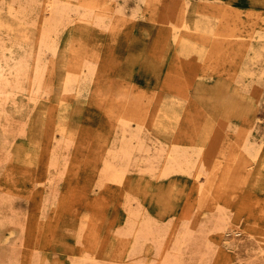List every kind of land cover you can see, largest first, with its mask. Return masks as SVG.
<instances>
[{"label": "rangeland", "instance_id": "1", "mask_svg": "<svg viewBox=\"0 0 264 264\" xmlns=\"http://www.w3.org/2000/svg\"><path fill=\"white\" fill-rule=\"evenodd\" d=\"M55 1L70 14L41 49L48 0H0V264H264V39L220 58L210 45L225 19L264 31V0ZM185 1L192 34L175 40L164 14ZM79 68L90 81L65 87ZM125 88L145 117L130 156L109 114ZM261 140L256 157L242 147ZM172 144L215 159L209 185L198 162L160 175Z\"/></svg>", "mask_w": 264, "mask_h": 264}, {"label": "bare ground", "instance_id": "2", "mask_svg": "<svg viewBox=\"0 0 264 264\" xmlns=\"http://www.w3.org/2000/svg\"><path fill=\"white\" fill-rule=\"evenodd\" d=\"M47 1V0H46ZM58 1V0H57ZM66 2H67V0H65ZM59 2V1H58ZM62 2V1H61ZM63 3H65V2H63ZM69 3H70V0H69ZM188 2L187 1H185L184 2V5H182V7L179 5V4H177L178 5V7L175 9V10H173V13H175L173 16H171L169 13V11H167L164 15V17H165V21L167 22V23H171V26H172V29H173V35H174V38H175V40L176 39H178L179 38V40H181L182 38H184L183 37V35L184 36H186V35H190V34H192V33H190L189 31H188V26L185 24V22L187 21V18H186V16H185V13L184 12H186V4H187ZM7 4V3H6ZM59 4V3H58ZM57 3H56V1L55 0H48V2H47V7H48V10H49V13H50V17L48 18V20H46L45 22L47 23V28H43L44 30H43V34L41 35V38H40V40H39V47L41 48V49H47V48H45L46 47V45L49 43V39H50V34L52 33V32H54L55 31V29H56V23H55V21H60L61 19H66L67 18V16L70 14V11H69V7H71V4L67 7L66 5H58ZM73 4V3H72ZM189 4V3H188ZM73 5H75V4H73ZM80 5L81 6H83V7H85L86 9H88L87 11H89V10H93V8L97 5L95 2H93V1H90V0H88V2L87 1H83V0H81V3H80ZM83 7H81L82 9H83ZM101 7V6H100ZM103 7V6H102ZM75 8H76V6H75ZM79 8V7H78ZM104 8V7H103ZM133 8V7H132ZM226 8V7H225ZM229 8V7H228ZM72 9V8H71ZM70 9V10H71ZM86 9H85V12L87 13V11H86ZM95 9V8H94ZM100 9V8H99ZM230 10H231V8H229ZM47 10V11H48ZM133 10V9H132ZM138 10H139V8H138ZM73 11V10H72ZM71 11V12H72ZM74 11H76V10H74ZM135 11V10H134ZM224 11H227V10H224ZM232 11H233V9H232ZM231 11V12H232ZM240 11V10H239ZM91 12V11H90ZM90 12H88L89 14H90ZM93 12V11H92ZM133 12V11H132ZM47 13V12H46ZM83 13V12H82ZM81 13V14H82ZM223 13V12H222ZM95 14V13H94ZM225 14V16H226V13H224ZM237 14V13H236ZM87 15V14H86ZM93 15V14H92ZM97 15V14H96ZM46 16V15H45ZM88 16V15H87ZM95 16V15H94ZM188 16V15H187ZM218 16V15H217ZM238 15H236V17H237ZM161 17V16H160ZM159 17V18H160ZM163 17V16H162ZM189 17V16H188ZM229 17V16H228ZM225 18H227V17H224V19ZM238 18V17H237ZM47 19V18H46ZM53 19V20H52ZM104 19H106V18H104ZM154 19V18H153ZM217 19V18H216ZM223 19V20H224ZM240 19V18H239ZM102 20V19H101ZM162 20V19H161ZM226 20V22L225 23H222L223 24V29L221 30V28H216L215 29V32H213L211 29V31L213 32V37H211V39H212V43L210 44V45H212V48H211V50H212V54L215 56V58H218L219 57V55L220 54H224L225 52H230V53H234V54H239L240 52H243V51H248L250 48H251V45H252V43H249L248 42V40H246V39H249L250 40V38L251 39H255V38H257V39H260V38H263L264 39V31H262V30H257L255 27H254V25H252V28H251V30H246V33L245 32H242L241 31V29H240V26H239V24H237V23H235V21L232 19V23L233 24H231L229 21H230V19H225ZM1 22H2V20H0ZM100 21V20H99ZM5 22V21H4ZM44 22V23H45ZM237 22H239V20L237 21ZM165 23V22H164ZM15 24V23H14ZM210 24V23H209ZM218 24V23H217ZM4 25V24H3ZM189 25V24H188ZM219 25V24H218ZM218 25H217V27H218ZM221 25V24H220ZM219 25V26H220ZM7 26V25H6ZM8 27V26H7ZM179 27H184L185 29H183V30H185V31H183V32H180L179 30L181 29V28H179ZM198 27V25L197 26H194V29H198L197 28ZM191 28H189V30H190ZM213 29V28H212ZM240 29V30H239ZM115 30V29H114ZM191 31V30H190ZM193 31V30H192ZM203 31H206L205 32V34L207 33V30L206 29H204ZM193 35H195V34H193ZM173 37V36H172ZM204 38L206 39V41H207V35H204ZM235 40H237V41H235ZM262 40V39H261ZM183 41V40H182ZM205 42V41H204ZM252 42V41H251ZM259 45V44H258ZM253 46V45H252ZM257 46V45H256ZM255 47V46H254ZM258 47V46H257ZM257 47H255V50L257 49ZM39 48V49H40ZM208 48H209V46H208ZM8 50V49H7ZM252 50H254V49H252ZM188 51V50H187ZM258 51H260V50H258ZM261 52V51H260ZM207 52L205 51V56H204V58L207 60ZM214 58V59H215ZM220 58V57H219ZM41 59V58H40ZM67 69V68H66ZM72 69V68H71ZM42 70V69H41ZM40 69H39V67L36 69V72H37V74L35 75L36 76V86H37V88H41L42 87V84H44L43 83V81L41 80V78H42V75H41V73H42V71H41ZM75 70H77V69H75ZM91 70H92V68H88L87 69V73H85L84 75H80V76H78L77 77V73H80L81 71L83 72V70L81 69V68H79L75 73L74 72H72V70H71V73L72 74H69V75H67L66 76V78H65V81H64V86L65 87H69V86H72V84L74 83V82H76V81H81V82H78V86H81V87H83L82 85H85L86 83H87V81L89 80V78H90V74H91ZM35 72V73H36ZM74 74V75H73ZM34 76V77H35ZM78 78H80V79H78ZM90 81V80H89ZM77 83V82H76ZM257 84V83H256ZM79 89H81V88H79ZM67 90V89H66ZM116 91V93H114V96H115V102L114 103H112L111 105H109V108H110V110H109V114H110V118L112 119V120H115V121H119L120 122V125H121V127H120V130H121V135H120V137L121 138H125V134H124V131H126V130H129V132L130 133H132V135L127 139V141H123L122 143L124 144V145H122V147H120V149H118V151L120 150V152L123 154V155H125V156H128L129 154H131V151H132V149L130 148V143H131V139L134 137V136H136L137 135V132H131V127H130V122L131 121H133L134 123H135V128H137V131H138V133H139V128L141 127V125H142V122H143V119L145 118H143V113H142V110H143V106H142V101H141V99L139 98V97H137V96H135V95H133L132 94V91H131V89H129V88H125V89H116L115 90ZM171 103H173V102H171ZM178 111V110H177ZM169 114V113H168ZM171 117V116H170ZM159 122V121H158ZM159 124H161V123H159ZM129 127H130V129H129ZM132 129H134V128H132ZM136 130V129H135ZM165 130V129H164ZM140 131H141V129H140ZM183 136V135H182ZM138 137H139V135H138ZM249 138L250 137H248V140H249ZM122 139V140H123ZM134 139V138H133ZM121 140V141H122ZM140 140V139H139ZM139 142V141H138ZM260 143H262V140H261V142H259L258 144L259 145H257V146H255V142H249V141H244V143H243V149L245 150V151H247V153L251 156V157H256V155H258L257 153H258V151H259V148H260ZM126 144L129 146V147H127L126 146ZM141 144V143H140ZM120 145V144H119ZM133 146V145H132ZM140 146H142V144L140 145ZM172 146L173 147H171V148H169V150L167 151V153H166V155H165V160H164V163H163V166H161L162 167V169H161V172H160V175L162 176H165V175H169V173H171V172H185L186 173V170H188V168L191 166V165H193V163H197L198 162V169H199V171H200V173H202L204 176H205V183H207V185H209L210 183H211V180H212V177H213V175H215V170L218 168V163L217 162H215L213 159L212 160H209V158H205V157H201L200 159H198L197 160V158L195 159V158H193L194 159V161H193V159H192V156H193V153L191 152H188L187 150H185V149H181L180 147H179V145H173L172 144ZM143 147V146H142ZM161 147H162V145H161ZM114 148H115V146H114ZM135 147L133 146V149H134ZM145 148H146V146H145ZM198 148V147H197ZM239 148V147H238ZM137 149H139V148H137ZM195 149V148H194ZM243 149H241L242 151H243ZM110 150H112V149H110ZM192 150V149H191ZM198 150H200V149H198ZM197 150V151H198ZM113 151H115V150H113ZM198 152H200V151H198ZM198 152L196 153V154H198ZM239 152V151H238ZM118 153V152H117ZM245 153V152H244ZM116 154V153H115ZM119 154V153H118ZM159 154V153H158ZM146 155H147V153H146ZM200 155V154H199ZM121 155H119V157H120ZM130 156V155H129ZM152 156H153V153H152ZM113 157H114V153H113ZM112 157V158H113ZM124 157V156H123ZM207 157H208V155H207ZM250 157V158H251ZM122 158V157H121ZM130 158V157H129ZM148 158V157H147ZM146 158V159H147ZM199 158V157H198ZM238 158V157H237ZM115 159H116V157H115ZM128 159V158H127ZM131 159V158H130ZM162 159V158H161ZM123 160V159H122ZM197 160V161H196ZM116 161V160H115ZM114 161V162H115ZM159 161V160H158ZM114 162H113V164H114ZM134 162V161H133ZM119 163V162H118ZM129 163V162H128ZM112 163H107V164H105V172L107 173V175H108V177L109 178H111L112 180H120L121 179V177H123L122 176V173H123V171H121V170H119L116 166L114 167V165H113ZM119 164H121V163H119ZM159 164V163H158ZM123 165V164H122ZM118 166H120V165H118ZM125 167V166H124ZM123 167V168H124ZM126 168H127V166H126ZM125 169V168H124ZM8 170L9 169H7L6 171L8 172ZM189 171V170H188ZM217 171V170H216ZM190 172V171H189ZM218 173V172H217ZM10 171L8 172V176H10ZM188 174H190V173H188ZM197 175H199L198 173H197ZM11 176H13V175H11ZM10 176V177H11ZM105 176V175H104ZM216 176V175H215ZM10 177H9V179H10ZM106 177V176H105ZM103 178V177H102ZM200 178V177H199ZM110 179V180H111ZM214 181V180H213ZM243 182V181H242ZM206 189H207V187H205ZM205 189V190H206ZM198 190H199V193L201 192V193H205L204 192V184L203 183H201L200 185H199V187H198ZM208 190H209V188H208ZM207 190V191H208ZM205 195H206V193H205ZM199 196V195H198ZM203 197V196H202ZM136 212V211H135ZM132 214H134V213H132ZM137 215H138V213H137ZM136 215V216H137ZM134 216V215H133ZM147 220V221H146ZM146 220H144L145 222H143V224H141L140 225V227L138 228L139 229V231H138V234H137V236H136V238H135V245L139 242L138 240H141V238L144 236L145 237V234H148V232H150L151 233V225H150V223L148 222V219H146ZM150 221V220H149ZM130 223H132L131 222V219H130ZM228 222H226V223H222L221 221H219V223H218V225L216 226L217 227V229L218 228H220V230H221V228L223 229V228H225V226L226 225H228L227 224ZM129 225H132V224H129ZM154 225V224H153ZM134 226V224L132 225V227ZM132 227H130L129 229H131ZM227 228V227H226ZM188 229V228H187ZM214 229V228H213ZM216 230V229H215ZM237 232V231H236ZM236 232H234V233H236ZM132 233V232H131ZM137 233V232H136ZM186 234V233H185ZM189 234V233H188ZM149 235V234H148ZM123 236V235H122ZM125 237H126V235H125ZM178 239H181L180 237L179 238H177V240H176V245H175V247L177 248L178 246V244L180 243L179 241H178ZM121 240H123V239H121ZM127 240V239H126ZM142 240H144L143 238H142ZM123 242V241H122ZM125 242V241H124ZM141 243V242H140ZM126 244V243H125ZM124 244V245H125ZM184 244V243H183ZM137 246V245H136ZM132 248H134V246L132 247ZM130 253V252H129ZM200 254V253H199Z\"/></svg>", "mask_w": 264, "mask_h": 264}]
</instances>
